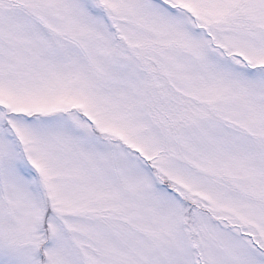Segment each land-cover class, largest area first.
I'll return each instance as SVG.
<instances>
[{"label": "snow or ice", "instance_id": "6c2138e0", "mask_svg": "<svg viewBox=\"0 0 264 264\" xmlns=\"http://www.w3.org/2000/svg\"><path fill=\"white\" fill-rule=\"evenodd\" d=\"M0 264H264V0H0Z\"/></svg>", "mask_w": 264, "mask_h": 264}]
</instances>
